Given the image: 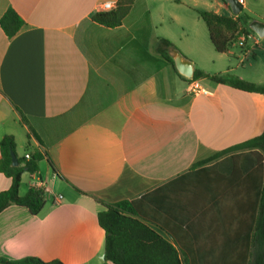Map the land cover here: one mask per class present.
<instances>
[{"label":"crops","instance_id":"obj_1","mask_svg":"<svg viewBox=\"0 0 264 264\" xmlns=\"http://www.w3.org/2000/svg\"><path fill=\"white\" fill-rule=\"evenodd\" d=\"M101 1L120 0H0V20L14 9L25 21L12 39L0 26V143L11 135L18 157H43L38 174H23L20 195L43 187L46 198L36 216L19 206L0 214V259L113 264L98 216L135 201L150 227L197 262L243 260L258 216L253 163L228 156L195 166L264 133V95L213 81L203 85L210 96L193 95L190 80L161 66L157 51L168 40L172 58L180 54L197 70L192 56L215 50L199 13L232 17L230 7L135 0L122 25L108 28L92 19ZM249 34L247 48H238L255 61L242 70L230 59L222 74L263 85L264 57L254 47L264 48ZM221 56L240 57L232 49ZM11 185L0 173V193Z\"/></svg>","mask_w":264,"mask_h":264},{"label":"trees","instance_id":"obj_2","mask_svg":"<svg viewBox=\"0 0 264 264\" xmlns=\"http://www.w3.org/2000/svg\"><path fill=\"white\" fill-rule=\"evenodd\" d=\"M134 1L120 0L114 11L97 13L92 19L108 28L120 27L129 14ZM199 15L206 24L211 41L219 54L229 53L242 36H247L252 32L249 28L242 27L240 16L229 17L211 12H202ZM251 20L248 17L247 27ZM0 26L5 35L12 39L25 26V21L14 9H9L0 20ZM171 47L170 41L162 39L157 51L164 59L161 66L169 64L176 70L173 58L169 54ZM246 48V46L242 47V49ZM206 78L240 91L264 95V84L247 82L230 73L208 75L203 71L195 70L193 80ZM22 122L30 127L24 115H22ZM16 148L15 138L11 135L5 136L0 143V173L12 180L10 189L0 193V214L11 206H19L28 209L32 215L36 216L45 206V191L42 188L32 187L25 195L21 196L20 187L24 173L38 174L39 163L43 157L35 153L30 155V160H27L25 157H18ZM12 153L18 157V166L13 165ZM228 156L232 160L246 158L248 163H253L248 179L253 188L258 189L256 198L258 216L254 223L248 256L237 262L215 264H264V133L259 137L218 152L195 167L205 166ZM98 220L106 234L105 258L113 264H209L197 262L196 257L188 249L178 246V243H171L150 227L135 201H123L115 205H108L107 209L99 214ZM0 263L62 264L59 261L44 263L36 258H27L17 263H7L0 259Z\"/></svg>","mask_w":264,"mask_h":264},{"label":"rangeland","instance_id":"obj_3","mask_svg":"<svg viewBox=\"0 0 264 264\" xmlns=\"http://www.w3.org/2000/svg\"><path fill=\"white\" fill-rule=\"evenodd\" d=\"M249 9L254 10L255 14H263L264 15V7L257 5L255 3L254 0H248V7H245L244 10L242 11V13L239 15L240 16V21L241 24L243 26H247V20L248 17L251 16L248 12ZM247 14H249V16H247ZM251 18V17H250ZM257 15H252V20H257ZM261 45H262V49L264 48V40H261ZM250 45L253 47V43L251 42ZM237 46V45H236ZM237 47H233L232 51H234L235 53L239 54V58L236 57H225V56H221V54H219L217 51L215 50H211L210 53H204V50H202L200 53H196L195 55L192 56V58H194V60H196L197 63V70L203 71L205 74L208 75H217V74H222V72H224L225 70L228 69L229 65H230V59H233V68H240L243 70L244 67H247L250 63L254 62L255 59L252 56H248L245 53H241L240 54V49ZM256 47V46H255ZM254 49L257 52V55H259L258 60L260 59L261 54L263 53V57H264V50H260L257 47ZM222 57V58H219ZM263 61V62H262ZM260 61L257 64V67L259 69H262V71H264V58L263 60ZM233 76H236V73H230ZM202 85H205L207 87H210V85H212V82L206 78V79H202V81H200ZM249 82V81H247Z\"/></svg>","mask_w":264,"mask_h":264},{"label":"water","instance_id":"obj_4","mask_svg":"<svg viewBox=\"0 0 264 264\" xmlns=\"http://www.w3.org/2000/svg\"><path fill=\"white\" fill-rule=\"evenodd\" d=\"M225 3L230 7L234 16H239L243 11V5L239 3L237 0H224ZM249 28L252 32H254L260 39H264V22L259 20H253ZM174 65L177 72L183 76L184 78L191 80L194 77V67L193 64L184 59L180 54H177L173 57ZM13 165L18 166L19 161L18 157L15 153H12Z\"/></svg>","mask_w":264,"mask_h":264},{"label":"built area","instance_id":"obj_5","mask_svg":"<svg viewBox=\"0 0 264 264\" xmlns=\"http://www.w3.org/2000/svg\"><path fill=\"white\" fill-rule=\"evenodd\" d=\"M239 3H241L243 5V0H237ZM117 8V4L116 3H112V2H99L97 3V10L99 11V13H107V12H112ZM249 39H253V36H251L250 34H248L247 36H242L237 44V46L239 47H245L247 46V41ZM188 91L190 93H192L193 95H204V96H210L211 92L206 89L199 80H193L191 79L188 85ZM25 158L27 160L31 159L30 154H27L25 156ZM43 188V187H41ZM63 197L59 196V200H62Z\"/></svg>","mask_w":264,"mask_h":264}]
</instances>
